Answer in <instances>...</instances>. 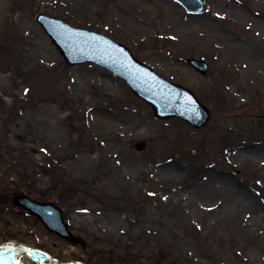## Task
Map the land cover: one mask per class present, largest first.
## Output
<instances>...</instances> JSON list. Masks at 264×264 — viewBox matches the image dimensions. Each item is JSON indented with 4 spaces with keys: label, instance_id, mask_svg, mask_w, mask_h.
<instances>
[{
    "label": "rangeland",
    "instance_id": "obj_1",
    "mask_svg": "<svg viewBox=\"0 0 264 264\" xmlns=\"http://www.w3.org/2000/svg\"><path fill=\"white\" fill-rule=\"evenodd\" d=\"M202 1L192 16L174 0H0V245L60 263L264 264V0ZM39 13L122 43L209 123L157 119L102 66L69 67ZM18 193L59 207L85 246Z\"/></svg>",
    "mask_w": 264,
    "mask_h": 264
},
{
    "label": "water",
    "instance_id": "obj_2",
    "mask_svg": "<svg viewBox=\"0 0 264 264\" xmlns=\"http://www.w3.org/2000/svg\"><path fill=\"white\" fill-rule=\"evenodd\" d=\"M191 14L200 13L201 0H176ZM37 20L46 33L57 46L65 61L70 64L91 61L107 67L116 75L121 76L130 86L134 95L139 96L152 106L158 118L180 117L196 128L203 127L210 118L208 110L195 98L189 90L168 83L158 77L150 69L141 65L129 51L119 44L82 30H73L57 20L38 15ZM69 30L68 36H63L60 29ZM195 71L206 74L207 65L195 59L185 60ZM143 143H138L135 148L142 150ZM13 204L20 206L36 215L49 231L69 240L73 244H85L81 239L69 234L67 225L61 218V211L51 204L34 202L22 194L13 197ZM26 251L19 246L7 245L0 248V264H19L17 256ZM29 257L38 263L46 259V255L31 250ZM24 264H35L27 257H21ZM21 260L19 262L21 263ZM46 264H53L48 261Z\"/></svg>",
    "mask_w": 264,
    "mask_h": 264
},
{
    "label": "bare ground",
    "instance_id": "obj_3",
    "mask_svg": "<svg viewBox=\"0 0 264 264\" xmlns=\"http://www.w3.org/2000/svg\"><path fill=\"white\" fill-rule=\"evenodd\" d=\"M72 221V220H71ZM51 262V261H50ZM46 264V263H45Z\"/></svg>",
    "mask_w": 264,
    "mask_h": 264
}]
</instances>
